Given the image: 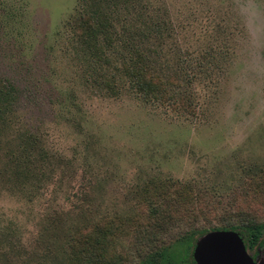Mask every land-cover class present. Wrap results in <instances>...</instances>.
Segmentation results:
<instances>
[{"label": "rangeland", "instance_id": "374dc122", "mask_svg": "<svg viewBox=\"0 0 264 264\" xmlns=\"http://www.w3.org/2000/svg\"><path fill=\"white\" fill-rule=\"evenodd\" d=\"M97 1L103 54L76 42L79 0H0L13 125L47 154L0 186V264H140L189 232L264 224V0ZM129 44L162 63L145 71L159 99L124 75ZM250 254L264 264V237Z\"/></svg>", "mask_w": 264, "mask_h": 264}, {"label": "trees", "instance_id": "16d2710c", "mask_svg": "<svg viewBox=\"0 0 264 264\" xmlns=\"http://www.w3.org/2000/svg\"><path fill=\"white\" fill-rule=\"evenodd\" d=\"M79 1L83 8L71 19L76 42L82 49L93 51L94 54H103L104 45L110 47L113 41L111 15L97 0ZM86 2H90L88 8L83 6L87 5ZM161 33V29L153 28V46L155 45L154 41L159 39ZM124 44L127 45L126 42ZM127 49L129 50L128 61L123 64V72L129 78L132 89H135L136 93L144 99L151 97L159 99L161 91L157 81L160 77L154 75L152 82L148 72L146 74L145 71L153 66V70L157 69L160 75L163 70L162 63H158L154 58L151 61L149 48L130 45L127 46ZM153 55L158 56L155 49H153ZM14 95V86L8 81L0 80V152L2 158L5 159L3 168L0 169V186L2 187L11 183L21 187L25 186L37 177V166L47 156L40 138L17 127V125V128H14L15 118L11 110ZM155 212L158 211L155 210ZM158 214L156 213V215ZM166 214L167 212H165ZM164 216H157L162 223L155 226V229L162 235L170 227L167 221L168 216L165 218ZM220 230L241 232L247 249L250 251H253L264 237V224L254 223L240 227L228 222L225 226L213 229V231ZM197 236H199L197 232H189L172 245L160 247L161 249L158 248L154 252L149 251L140 264H190L189 260Z\"/></svg>", "mask_w": 264, "mask_h": 264}, {"label": "water", "instance_id": "95a60500", "mask_svg": "<svg viewBox=\"0 0 264 264\" xmlns=\"http://www.w3.org/2000/svg\"><path fill=\"white\" fill-rule=\"evenodd\" d=\"M195 264H258L235 231H211L199 237L193 250ZM262 264V263H259Z\"/></svg>", "mask_w": 264, "mask_h": 264}, {"label": "flooded vegetation", "instance_id": "af4514ba", "mask_svg": "<svg viewBox=\"0 0 264 264\" xmlns=\"http://www.w3.org/2000/svg\"><path fill=\"white\" fill-rule=\"evenodd\" d=\"M243 242H244V246H245L246 252L251 256V254H250L251 251L247 249V246H246V243H245L244 237H243ZM194 247H195V245H194ZM194 247H193V250H194ZM193 250H192V253H191V258H190V260H189L190 264H195V261H194V259H193ZM251 257H252V256H251ZM252 258H253V257H252Z\"/></svg>", "mask_w": 264, "mask_h": 264}]
</instances>
